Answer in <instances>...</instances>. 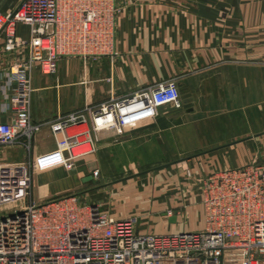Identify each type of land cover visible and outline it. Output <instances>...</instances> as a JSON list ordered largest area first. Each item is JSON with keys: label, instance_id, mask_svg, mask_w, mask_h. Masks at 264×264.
<instances>
[{"label": "crops", "instance_id": "1", "mask_svg": "<svg viewBox=\"0 0 264 264\" xmlns=\"http://www.w3.org/2000/svg\"><path fill=\"white\" fill-rule=\"evenodd\" d=\"M18 1L0 0V11L12 10ZM117 2L118 55L81 60L80 78L66 84L84 86L85 100L97 105L110 96L123 97L173 78L181 106H161L153 119L117 138L110 131L99 132L95 151L72 170L57 166L36 172L41 181L37 187H44L38 188L40 196L78 188L81 192L75 194L80 201L98 204L90 197L92 187L84 184L96 168L102 180L96 195L106 202L101 211L116 219L135 217L143 233L191 231L185 225L189 212L200 221L201 230L200 194L187 202L174 194L182 168L203 178L214 170L264 162V0ZM16 32L26 37L27 26L18 23ZM19 61L3 52L0 42V71ZM51 86L33 89L44 91ZM37 98L34 108L31 94L34 123L71 112L54 101L45 106L42 96ZM3 100L0 89V121L9 118L2 112ZM4 147L14 152L11 161L26 159L20 146ZM54 148V137L44 124L32 137L30 155ZM6 157L5 152L0 155ZM171 216L174 222L168 221Z\"/></svg>", "mask_w": 264, "mask_h": 264}, {"label": "built area", "instance_id": "2", "mask_svg": "<svg viewBox=\"0 0 264 264\" xmlns=\"http://www.w3.org/2000/svg\"><path fill=\"white\" fill-rule=\"evenodd\" d=\"M117 0H19L0 11L2 51L21 58L0 71V146L18 145L22 161L0 158V264H264V162L214 170L200 179L204 227L197 231L140 232L136 218L116 219L76 194L43 203L32 199L33 171L72 170L96 149L98 133L122 135L153 119L161 106L180 108L171 78L123 97L34 123V70L54 75L62 57L84 63L118 55ZM27 26V36L16 25ZM48 125L55 148L30 155L33 135ZM1 155V154H0ZM97 175V171L94 172ZM171 211L167 212L170 215Z\"/></svg>", "mask_w": 264, "mask_h": 264}, {"label": "rangeland", "instance_id": "3", "mask_svg": "<svg viewBox=\"0 0 264 264\" xmlns=\"http://www.w3.org/2000/svg\"><path fill=\"white\" fill-rule=\"evenodd\" d=\"M82 61L81 59L75 58V57H62L58 60L57 62V69L54 75H50V76H44L39 74L38 72L33 74V83H32V87H37V86H41L42 84L44 85H52L51 88L47 87L46 90L44 91H39V89H34L32 92V102H33V107L36 108L38 107L37 105V97L38 96H42L41 101H43V105L47 106L50 103H52L51 101H54V103H58L59 107H61L62 109H69L71 111L77 110V109H81L85 106L86 104V100L84 98V86H79L76 84H66L67 82H73L76 81L78 78H80V74L82 73V71L84 70L83 67H81ZM60 83L61 85L59 87L54 86L55 84ZM8 116L10 115L9 113L7 114ZM113 136H116V138L118 136H122V135H116L114 132H112ZM51 141V140H50ZM53 141V140H52ZM100 141L97 140L96 144H98ZM3 148L0 151V154L3 155L4 152L6 153L7 157L5 158V160H9L11 161L14 157H13V151L10 149L8 150V148L4 147V146H0V149ZM87 157L78 160L82 161V160H86ZM76 162V163H77ZM75 163V164H76ZM77 165V164H76ZM88 165H92L91 161ZM182 168V167H180ZM182 172H180L179 174H181L179 176V178H181V180H179L178 185H177V189L174 192V194H176V192L178 194H180V197L187 202L188 199L193 196V195H199V185H200V179L201 176L200 174H195L194 172L191 171L190 168H182ZM95 171H97L98 174V170L95 169H91L89 175L92 176V178L90 180H87L84 184L85 186H87L86 188H91L92 191L91 192V198H94L96 200H98V204L100 203V207L101 205L103 206L105 203L100 201V199H102L103 196H98L96 195L97 192V186L102 180L98 179V175H95ZM36 172L33 171L32 173V199L40 204L43 203L45 201H48L52 198L55 197H61V196H66V195H70V194H75V193H80L81 190L76 188V189H68L62 192H59L57 194H54L52 196H45L43 198H41L40 196V191L38 190V188H44V187H37V183H41V181H39L38 179H36ZM87 178V177H85ZM84 178H81V182ZM177 179V178H176ZM68 184L72 183L71 178L67 180ZM88 195V198H90ZM187 200V201H186ZM8 210H1L0 209V217L10 213L11 211ZM193 213H187V220H186V226L190 227L193 230H198V228L200 227V221L194 216L192 215Z\"/></svg>", "mask_w": 264, "mask_h": 264}, {"label": "water", "instance_id": "4", "mask_svg": "<svg viewBox=\"0 0 264 264\" xmlns=\"http://www.w3.org/2000/svg\"><path fill=\"white\" fill-rule=\"evenodd\" d=\"M87 179H91V176H88ZM169 222H174L175 221V216H171L168 218Z\"/></svg>", "mask_w": 264, "mask_h": 264}]
</instances>
